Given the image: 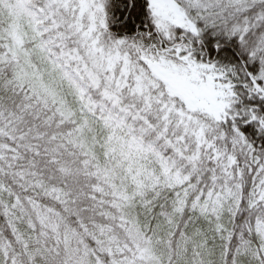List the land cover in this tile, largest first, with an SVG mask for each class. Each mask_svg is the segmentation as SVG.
<instances>
[{
	"label": "snow or ice",
	"instance_id": "obj_1",
	"mask_svg": "<svg viewBox=\"0 0 264 264\" xmlns=\"http://www.w3.org/2000/svg\"><path fill=\"white\" fill-rule=\"evenodd\" d=\"M0 264H264V0H0Z\"/></svg>",
	"mask_w": 264,
	"mask_h": 264
}]
</instances>
